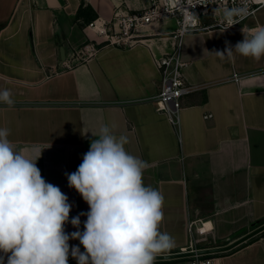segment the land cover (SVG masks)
I'll use <instances>...</instances> for the list:
<instances>
[{"label":"crops","instance_id":"0c3cea01","mask_svg":"<svg viewBox=\"0 0 264 264\" xmlns=\"http://www.w3.org/2000/svg\"><path fill=\"white\" fill-rule=\"evenodd\" d=\"M147 6L148 0H0V91L8 90L13 100L0 102V128L9 129L17 148L44 149L37 161L42 178L58 186L72 206L66 233L84 230L86 216H80L79 229L70 221L89 207L68 186L65 173L76 171L107 125L145 162V185L163 195L160 231L175 240L166 253L187 247L192 236L223 245L264 217V57L216 52L242 41V30L264 26V7L233 28L183 37L185 80L199 89L183 97L176 127L153 101L161 76L156 60L177 46L174 18L138 27L129 46L99 45L87 60L74 58L98 37L89 22ZM234 73L241 78L233 80ZM69 245L70 251H84L79 240ZM0 255L7 264V255ZM211 256L215 264H264V233Z\"/></svg>","mask_w":264,"mask_h":264},{"label":"clouds","instance_id":"9594fccd","mask_svg":"<svg viewBox=\"0 0 264 264\" xmlns=\"http://www.w3.org/2000/svg\"><path fill=\"white\" fill-rule=\"evenodd\" d=\"M248 9L225 8L222 19L229 26ZM243 40L218 56L233 53L259 61L264 57V26L243 30ZM0 102L12 105L11 93L0 91ZM0 128V253L7 264H155L157 257L175 247L174 238L160 231L164 219L161 192L145 185L146 164L129 153L126 138H117L103 125L90 143L75 172L65 173L68 186L87 203L89 211L70 221L84 230L66 233L71 204L58 186L45 181L37 167L42 149L17 146ZM79 240L71 246L69 240ZM0 264H5L0 255Z\"/></svg>","mask_w":264,"mask_h":264},{"label":"built area","instance_id":"2783aa9c","mask_svg":"<svg viewBox=\"0 0 264 264\" xmlns=\"http://www.w3.org/2000/svg\"><path fill=\"white\" fill-rule=\"evenodd\" d=\"M241 7L248 9L247 16L236 17L237 23L232 26L223 21L222 16L225 8ZM261 7H264V0H148V6L142 10L116 11L109 19L97 18L89 22L87 27L95 30L98 37L88 40L75 51L74 58L78 61L87 60L98 51L99 45L129 46L134 43L133 33L138 27L174 18L176 28L173 37L177 39V46L171 54L156 60L161 76L159 90L153 101L156 109L165 113L173 126L179 127L183 97L199 89L198 86L187 84L185 80L184 69L188 66V62L181 58L180 48L183 37L191 32L211 28L223 30L233 28L254 16ZM231 78L239 80L241 75L234 73ZM208 116L211 114L206 115V117ZM192 227L193 225L190 224V233H192ZM195 241L196 239L192 236L190 246L183 247L182 250L195 249ZM184 264H215V257L197 255L188 258Z\"/></svg>","mask_w":264,"mask_h":264},{"label":"water","instance_id":"95a60500","mask_svg":"<svg viewBox=\"0 0 264 264\" xmlns=\"http://www.w3.org/2000/svg\"><path fill=\"white\" fill-rule=\"evenodd\" d=\"M257 225V226H256ZM254 227L251 231L237 237L240 232H237L223 241H226V244L220 245L221 240H213V239H198L195 241L196 248L192 250L183 251L182 248H178L177 251L172 253H163L157 257L156 260L160 259H178V258H190L197 255H211L217 254L225 251H229L241 243L247 241L248 239L260 234L264 233V217L256 220L252 223ZM237 237V238H236ZM234 239V240H232ZM68 264H77L76 259L68 260Z\"/></svg>","mask_w":264,"mask_h":264},{"label":"trees","instance_id":"16d2710c","mask_svg":"<svg viewBox=\"0 0 264 264\" xmlns=\"http://www.w3.org/2000/svg\"><path fill=\"white\" fill-rule=\"evenodd\" d=\"M81 12V8H80V10H79V12H78V14ZM94 17L93 16H91V18L90 19H93ZM70 259H73L72 258V256H69V259L68 260H70ZM182 259H186V258H182ZM188 259V258H187Z\"/></svg>","mask_w":264,"mask_h":264},{"label":"rangeland","instance_id":"374dc122","mask_svg":"<svg viewBox=\"0 0 264 264\" xmlns=\"http://www.w3.org/2000/svg\"><path fill=\"white\" fill-rule=\"evenodd\" d=\"M94 40H96V39H94ZM189 246H190V243H189V245L187 247H189Z\"/></svg>","mask_w":264,"mask_h":264}]
</instances>
